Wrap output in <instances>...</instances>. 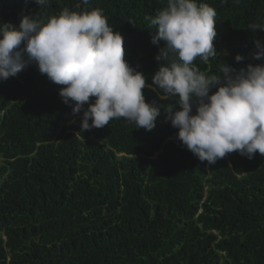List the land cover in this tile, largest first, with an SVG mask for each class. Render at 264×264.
Here are the masks:
<instances>
[{"label":"trees","instance_id":"16d2710c","mask_svg":"<svg viewBox=\"0 0 264 264\" xmlns=\"http://www.w3.org/2000/svg\"><path fill=\"white\" fill-rule=\"evenodd\" d=\"M197 2L217 12V57L197 58L202 71L261 62L253 37L264 41V32L248 26L264 23V0ZM165 4L0 0V26H17L21 14L102 9L125 61L151 84L162 42H151L145 17ZM60 87L35 65L0 81V264H264V156L201 162L162 116L150 132L124 118L80 131L82 112L73 115ZM143 92L146 102L169 103Z\"/></svg>","mask_w":264,"mask_h":264},{"label":"clouds","instance_id":"9594fccd","mask_svg":"<svg viewBox=\"0 0 264 264\" xmlns=\"http://www.w3.org/2000/svg\"><path fill=\"white\" fill-rule=\"evenodd\" d=\"M49 2L35 0L38 6ZM216 16L215 8L197 0H166L155 16L145 17L155 27L151 42H162L155 56L158 67L147 84L146 76L125 61L123 37L102 9L65 7L46 20L21 14L17 26H0V81L35 65L62 86L58 95L73 115L82 112L83 132L120 118L150 132L162 116L201 162L215 164L233 152L249 160L257 153L264 156V41L253 37L258 64L235 69L226 63L218 74L202 71L197 58L207 64L217 57ZM248 28L264 32V23ZM146 87L169 103L146 102Z\"/></svg>","mask_w":264,"mask_h":264}]
</instances>
